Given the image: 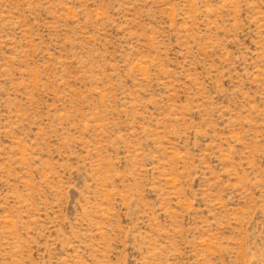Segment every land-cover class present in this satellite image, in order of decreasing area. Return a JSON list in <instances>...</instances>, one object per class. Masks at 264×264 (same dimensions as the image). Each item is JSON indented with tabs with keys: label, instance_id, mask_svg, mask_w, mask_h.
Segmentation results:
<instances>
[{
	"label": "rangeland",
	"instance_id": "obj_1",
	"mask_svg": "<svg viewBox=\"0 0 264 264\" xmlns=\"http://www.w3.org/2000/svg\"><path fill=\"white\" fill-rule=\"evenodd\" d=\"M0 264H264V0H0Z\"/></svg>",
	"mask_w": 264,
	"mask_h": 264
}]
</instances>
